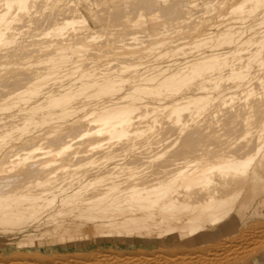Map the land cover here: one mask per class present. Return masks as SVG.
Instances as JSON below:
<instances>
[{"label":"bare ground","instance_id":"6f19581e","mask_svg":"<svg viewBox=\"0 0 264 264\" xmlns=\"http://www.w3.org/2000/svg\"><path fill=\"white\" fill-rule=\"evenodd\" d=\"M151 233L264 264V0H0V259Z\"/></svg>","mask_w":264,"mask_h":264},{"label":"rangeland","instance_id":"374dc122","mask_svg":"<svg viewBox=\"0 0 264 264\" xmlns=\"http://www.w3.org/2000/svg\"><path fill=\"white\" fill-rule=\"evenodd\" d=\"M71 233L73 234L72 231H71ZM154 235H155V233H151V235H148L146 237H137V238H132V237L131 238L130 237H120V238L117 237V238H113V239L92 238L90 240L88 239V240H84V241L83 240H72V241L62 240V241H58V242L54 243L53 245L47 244V245H43L41 247H39V244L40 245L45 244L47 241H43L42 240L43 237L41 238V237H37L34 235L31 237L21 238V240L23 242H25V243L27 242V244H25L26 246L23 247L22 249L15 248V249L8 250L6 252L7 254H5L7 257H5L4 259H0V264H5L6 262L14 260V259L22 260L25 262H31V263H35V264H42L43 259H47L46 262H44L43 264H74L75 262L78 261V256L81 255V253H83V255L86 254V256H90L92 254H95V252H102V253H105V254L110 255V256L120 254V255H123L125 257L127 256L128 259L130 258V260H128L130 262H127V260H121V261H119L120 263L118 262V264H125V263L131 264L133 259L135 261H133L132 264H134V262H136L137 264H147V263L152 264V261H154L155 263L160 262L159 264H164V263H162L161 260H164L166 256H167L166 258H168V257H176V259L178 258V264H183V263L186 264V262H184V260L182 261V258H181L185 254L184 251L181 252L182 250H179L178 248L177 249L173 248L172 244H164L162 242L154 243L152 241V236H154ZM225 237H229V235L226 234ZM255 239L259 240L260 238H255ZM131 241H136V243H132ZM61 242L65 243V244H62ZM245 242L246 241L237 242L236 243V244H238L236 247L237 249L233 252L237 251L238 253L232 252L233 254H239L240 253L241 255H238L239 257L241 256L240 259H238L239 257L237 255L233 256V254L230 253L229 254L230 257H229V255H227V257H229L231 259V261L229 260V258H226V260H225L226 255H224V256L220 255L219 257H217L218 260H217V258L214 257L215 260H217V262L214 260V258H211V261L210 260L209 261L207 260L208 262L204 261L205 264H207V263L211 264L212 261H213L212 264H217V263L218 264H220V263L226 264V261H230L231 263L234 261L235 263L242 264L245 260H247L245 257L248 258V255L252 251L251 248L253 247L255 240L249 241L248 244H247L248 241L246 243ZM250 242H253V243H250ZM82 243H86V244L81 245ZM249 244H251L252 246H250ZM244 245L246 247L248 245V248H250V249L248 250V248H247V250H245L246 247L242 248V246H244ZM62 247H64V248H62ZM45 249H53V250H47L46 251ZM241 249H243L242 250L243 253L240 251ZM24 250H26L27 252H30V253H35L38 251V254L26 256V257L19 256V255H21L20 252L22 251V253H23ZM170 250L173 252L171 253ZM168 251L170 254L168 253ZM41 252H43V253H41ZM176 252H179V254ZM244 252H245V254H244ZM173 253H174V255H177V256H174ZM242 254H244L243 255L244 257L242 256ZM202 255L204 256L206 254H202ZM235 256H237L238 258ZM222 257H224V258H222ZM203 258H205V256ZM179 259H181V260H179ZM221 259H223L224 262H222ZM232 259H233V261H232ZM235 260H237V261H235ZM180 261L183 263H180ZM204 262L202 264H204ZM155 263H153V264H155Z\"/></svg>","mask_w":264,"mask_h":264}]
</instances>
